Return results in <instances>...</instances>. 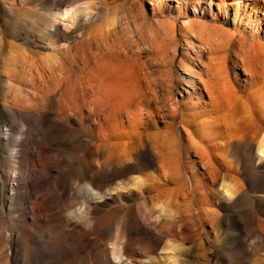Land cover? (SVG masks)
<instances>
[{
  "label": "rangeland",
  "instance_id": "1",
  "mask_svg": "<svg viewBox=\"0 0 264 264\" xmlns=\"http://www.w3.org/2000/svg\"><path fill=\"white\" fill-rule=\"evenodd\" d=\"M155 1L162 5L160 6L162 12L153 17L149 0H0V264H105L103 259L106 256L109 257L110 264H249L250 260H254V255L252 257L247 252L243 254L244 248H250L249 250L253 248L256 253L255 258L264 255V246L260 241L264 240L262 233L264 232V177L261 173L258 175L259 172H254V165L248 163L257 144L264 145V118L259 116L255 103L257 95L258 101L264 97L262 86L264 83L249 76L246 83L236 81L230 73L231 94L234 92L233 98L237 95L239 104L235 107L237 109L235 114L233 113L235 108H231L233 112L231 109L227 110L228 112L220 115V123L216 125L227 124L233 127L236 124H245L247 121L249 124L251 121L250 125L251 123V126L254 125L256 136L253 135L250 144L254 150L250 151L249 148L242 146L235 151H228L226 161L217 163V171L219 170L220 173L218 177L214 175L210 177L200 172L197 167L194 168L195 165L187 154L190 144L181 123L194 115L197 110L191 108L190 104L186 103L187 100L178 94V75L184 70L179 68L182 67L180 61L185 53L189 54L184 42L185 33L181 28L184 20L208 22L233 33L229 47L223 45L225 43H217L218 46H223L222 49L226 48L228 67L230 58L236 51L244 49L243 52L240 50L238 52V55L243 54L255 41H251L245 34L234 29L232 17L226 22L220 15L216 19H210L199 14L194 17L188 13L187 17L178 18L172 13L174 9L168 6L170 0ZM207 1L200 0L201 6H205L204 3ZM186 2L191 6L198 0ZM233 4V2L228 3L227 10L230 13L232 11L230 5ZM65 10L69 13V17L71 15L72 17L70 22L68 20L70 23L68 30L64 29L66 38L61 40L51 35V32H54L49 28V24L52 13H65ZM85 14L89 17L87 21ZM144 17L151 20L153 25L144 22ZM156 20H160L166 27L164 29L166 34L164 30L161 32L164 27H159L157 31L163 34H157L154 28ZM106 30L110 32L107 33ZM168 30L173 39L170 38L171 34L168 35ZM116 33H120L119 36ZM102 34L104 36L107 34L108 41L104 40L106 38L101 39ZM116 36L118 38H115ZM119 37L125 46L118 40ZM168 37L172 39L173 42L170 40L172 44L168 41ZM132 38L139 47L138 51H129L126 47ZM113 39L115 43L117 41L116 44L113 42L117 46L115 49L112 43H108ZM106 43L112 45L108 47L111 50L107 48ZM256 43L262 44L264 51V38H259ZM164 44L168 45L167 50ZM160 45L164 48H160ZM118 46L121 51L117 50ZM232 48L236 51L231 52ZM124 49L129 52H125ZM163 50L164 54H168L163 55L164 59ZM174 50L176 54L173 58ZM225 51L221 52L225 53ZM88 52L91 55H88ZM96 53L98 56L102 53L103 55L98 57ZM208 54L211 56L210 53ZM216 54L219 55L218 52ZM85 55L90 59V63L83 69L86 65ZM129 55L134 60H131ZM115 56L118 57L114 58ZM169 57L172 61H168ZM100 58L104 59L101 61ZM81 59L83 61H80ZM165 59L167 62L163 61ZM124 61H133L134 64L129 62V66L137 65V69L143 71H138L139 75L141 74L139 79L142 77L139 84L148 99L141 107L135 108L129 105L127 88L121 87L119 82L118 87L112 74L117 69L116 66L118 68L122 64L127 66V62ZM162 61L165 62L164 66ZM95 64L98 66L94 67ZM124 65L122 66L126 67ZM129 66L126 69H129ZM162 68H166L167 73L169 71L170 78ZM146 70H149L148 74ZM150 71L153 73L151 74ZM106 72L110 74L106 75ZM145 73L149 75L148 78L144 77ZM153 75L159 79L154 78ZM143 78L147 81L149 79L152 86ZM170 82L171 85H167ZM114 84L117 86L115 87ZM145 87L150 88L151 92L154 91L147 92L148 89ZM254 92L258 94L255 95ZM154 93L155 95H152ZM205 94L202 88V97L207 102ZM161 95L167 99L165 100ZM154 96H157V99ZM169 99L178 107H175L178 112L175 122L170 119L169 110L172 104H169ZM243 99L245 101L248 99V102L244 101L247 105L241 101ZM164 100L167 101L168 107ZM147 105L148 109L157 113L146 131L150 133L143 135L148 138L146 139L148 143L153 142L150 146L158 155L160 154L154 166L151 167L149 162L144 161L138 164L139 168L131 172L132 174L108 182L102 192L99 189L101 186L104 187L103 183L94 188L89 186L90 193L83 192L89 185V176L93 172L104 175L107 161L114 163L113 156L121 145L124 146L122 142L125 141L124 144L129 142L125 136L129 112L133 110L139 115L143 108L147 109ZM242 106L248 108L250 113L247 114V110ZM240 113L242 117L250 119L244 118L242 123L243 118L241 120ZM231 121L232 124L229 125L228 122ZM257 127L258 130L260 129L258 132ZM157 130L161 132L160 135ZM163 131H166L167 135ZM154 134L159 135L160 138L163 136L166 142L160 143L158 137L159 146H157L158 141L156 137L153 138ZM257 140L262 141L260 143ZM163 142L172 145L161 146ZM175 143H178L176 156ZM119 144L121 145L118 146ZM115 145L118 146L117 149ZM167 146L171 152L166 151ZM157 147L163 149L159 150ZM168 151L173 154L170 155ZM109 152L113 154L112 157ZM163 155L167 156V159ZM177 155L179 160L174 161L173 158ZM161 158L164 162H160ZM163 163H165L164 167ZM167 164L168 166L170 164V168ZM96 167H100L99 170ZM159 168L164 172L160 169L162 173ZM253 174L259 177H253ZM231 176L242 185L240 190L235 187L238 191L234 188L237 193H241V201L236 209L224 212L220 185L225 184V181L228 185ZM151 183L160 188L150 190ZM216 188L219 190L217 191ZM139 192H142V195ZM204 195L206 197H203ZM163 209L161 226L166 227V230L164 233L157 232L156 239L140 240L134 232L127 239L122 233L123 226L118 227L117 223L123 214L135 216L141 210L156 213ZM168 210L172 212L169 213ZM122 243L126 244L127 252L122 254L123 259L119 261L114 256L119 254V245Z\"/></svg>",
  "mask_w": 264,
  "mask_h": 264
},
{
  "label": "bare ground",
  "instance_id": "2",
  "mask_svg": "<svg viewBox=\"0 0 264 264\" xmlns=\"http://www.w3.org/2000/svg\"><path fill=\"white\" fill-rule=\"evenodd\" d=\"M187 0H170L168 6L172 9H174V15L178 18H185L187 17L188 13H190L192 16L194 17H197L198 14L201 15V17H204V18H210V19H216L220 16L223 17V20L224 22L228 21V18L232 17V26L234 27L235 30L237 31H240L242 32L243 34H245V36H247L248 39H250L251 41H255V43L252 45V46H249L250 48L247 49L246 52H244L243 54L241 55H238V52L236 50H233V48L230 50L232 52V50L235 52V55H233L231 58H230V66L228 67V56L226 55V51L225 49H222L223 46H218V44H223L225 45L226 47L228 46L229 42L231 41L232 37H233V33L227 31V30H223L222 28L220 27H217V26H214L212 24H208V22L204 23V22H200V21H186L184 20L181 24V28L182 30L184 31L185 33V36H184V42H185V46L186 48L189 50V54L185 53V55L183 56V58L181 59L180 61V66L182 67H179V68H184L182 74H179L178 75V81H179V85H178V94L181 95V97L185 100H187L186 103H189L190 104V107L193 108L194 110H197V112L194 114V115H191L190 117H188L187 120H183L182 121V128H183V131L187 137V140L189 142V149L187 151V154L189 156V158L191 159V162L194 166V168L197 167V169L200 171V172H203L204 174L206 175H209L210 177H212L211 175H214V176H217V175H220V173H218L217 169H218V164L220 161L224 162L225 158L228 156V151H235V149H238L239 147L242 148L243 147H247L250 149V151L254 150L253 153H251V158L249 159L250 161L248 163H251L253 166V170H255L254 172H259L258 175L261 173L262 176L264 177V172H260L261 170H264V145L263 144H260L261 141L257 140L258 142H260L256 148H252V146L250 145L251 142H252V139L254 138V136H256V133H254V129H253V126L252 123L250 125V122L249 121V124H247V122L245 124H236L235 125V121L233 122V127H230L228 126L227 124L226 125H216V124H219L220 123V120H219V117L220 115L222 116L224 112H226L227 110L231 109V108H235L237 107L236 105H238L239 103L237 102V95L235 96V98H233V94H231V84H230V75L232 74L233 75V78L236 80V81H241V82H247V79L249 76L251 79L253 78H256V79H260L263 83H264V51H263V48H262V44L260 43H256V41L259 39V38H264V0H206L207 2L204 3L205 6H201L202 4H200V0H198V2H196L195 4L189 6L188 3L186 2ZM229 2H233V6L230 5L232 8H231V13L230 11L227 10L228 8V3ZM175 4V5H174ZM149 5H151V15L153 17L157 16L160 12H162L160 6V4H158L155 0H149ZM59 11V10H58ZM61 11V10H60ZM66 11V10H65ZM71 15V14H70ZM76 16V15H75ZM85 20H89L88 16L85 14ZM72 17V15L70 16ZM70 17H69V13L66 11L65 13L64 12H61V13H57V14H53L51 15V20H50V26L49 28L52 29V31L54 33L51 32V35L61 39V40H65V30L67 28H69V24L68 23V20L70 22ZM76 18V17H75ZM72 19V18H71ZM84 20V19H83ZM135 21V20H134ZM151 21V20H150ZM147 18L144 17V22H147L149 23V25H153L151 22H150ZM67 22V24H66ZM84 22V21H83ZM124 22V21H123ZM135 23V22H134ZM141 23V22H140ZM155 31H159V27H164V25L162 24V22H160V20H156L155 22ZM166 23V22H165ZM130 24V23H129ZM143 25V23H141ZM170 24V23H169ZM109 25V24H108ZM134 25V24H133ZM72 26V25H71ZM107 26V25H106ZM122 26V25H121ZM136 26V25H134ZM133 26V27H134ZM140 26V25H139ZM138 26V27H139ZM167 26V25H165ZM169 27V26H168ZM171 27V26H170ZM136 28V27H135ZM158 28V30H157ZM172 28V27H171ZM65 29V30H64ZM127 29V28H126ZM137 29V28H136ZM166 29V27H164L163 29H161V32L162 30ZM174 29V28H172ZM170 29V31L172 30ZM64 30V31H63ZM135 30V29H134ZM181 30V29H180ZM234 30V32H235ZM49 31V30H48ZM107 33L110 32L108 30H106ZM105 31V32H106ZM166 30H164V33H165ZM170 31L168 30L169 34L170 35ZM50 32V31H49ZM116 32V31H115ZM114 32V34H115ZM160 32V33H161ZM172 32V31H171ZM104 33V32H103ZM159 32H157V34H160ZM50 34V33H49ZM105 34V33H104ZM113 34V33H112ZM120 33H116V35L119 36ZM130 34V33H129ZM132 34V32H131ZM163 33H161L162 35ZM166 34V33H165ZM174 34V33H173ZM240 34V33H239ZM111 35V34H110ZM238 35V34H237ZM102 34L101 36V39L102 38H106L107 37V34L106 36H104ZM118 36H116L115 38H118ZM164 36V35H163ZM167 36V35H166ZM172 36V34H171ZM100 37V35H99ZM114 37V36H113ZM165 37V36H164ZM237 37H240V36H237ZM114 38V39H115ZM163 38V37H162ZM166 38V37H165ZM169 38V37H168ZM173 39V36L170 37ZM168 41H172V39H170ZM114 39L113 41L111 40L110 42L108 43H112V45L114 46L113 48L115 49V47L117 48V46L115 45L117 43L114 42ZM240 39V38H239ZM243 39V38H242ZM241 39V40H242ZM100 40V39H99ZM104 40H107L108 39H104ZM120 40V37L119 39ZM161 40V39H160ZM159 40V41H160ZM164 40V39H163ZM166 40V39H165ZM244 40V39H243ZM106 41V42H107ZM121 41V40H120ZM119 41V42H120ZM170 41V42H171ZM58 42V41H57ZM102 42V41H101ZM105 42V41H104ZM103 42V43H104ZM113 42L115 44H113ZM122 42V41H121ZM128 42V41H127ZM164 43H167L165 41H162ZM162 42L160 44H162ZM168 42V44L170 43ZM173 42V41H172ZM171 42V44H172ZM259 42V41H258ZM108 43H106V46L108 45ZM123 43V42H122ZM239 43V42H238ZM98 44V43H97ZM105 44V43H104ZM120 44V43H119ZM124 44V43H123ZM122 44V47L123 46ZM246 44V43H245ZM247 44H249L247 42ZM58 45V44H57ZM103 45V44H102ZM110 46H112L111 44H109ZM107 46V48L110 46ZM118 45V44H117ZM136 42L133 40L132 38V41H130V43L128 42V46L126 44V47L127 49H129V51L131 50H134V51H138L139 50V47L138 45L136 46ZM165 45V44H164ZM175 45V44H173ZM99 46V45H98ZM97 46V47H98ZM121 47V45H119ZM119 46H118V49L119 51H121L119 49ZM166 46V45H165ZM168 46V45H167ZM167 46H166V50H167ZM170 46V45H169ZM104 47V46H103ZM125 47V49H126ZM162 47V49L164 48L162 45H160V48ZM229 47V46H228ZM102 48V47H101ZM105 48V47H104ZM108 48V49H109ZM159 48V49H160ZM235 48V47H234ZM243 47H241L242 49ZM123 49V48H122ZM124 49V51H125ZM145 49V48H144ZM162 49H160V51L162 52ZM216 49V50H215ZM98 50V49H97ZM107 50V49H106ZM111 50V49H109ZM107 50V51H109ZM169 50V49H168ZM171 50V49H170ZM177 50V49H176ZM219 50V51H218ZM244 50V49H243ZM243 50L241 52H243ZM99 51V50H98ZM103 51V50H102ZM116 51V50H115ZM128 51V52H129ZM164 51V50H163ZM221 51H225V53H222ZM96 52V51H95ZM100 52V51H99ZM105 52V51H103ZM113 52V51H112ZM127 52V51H125ZM127 52V53H128ZM187 52V51H186ZM218 52L219 53H222L221 55H217L216 53ZM230 52V53H231ZM240 52V53H241ZM89 54L88 55H91L90 52H88ZM101 53V52H100ZM120 53V52H119ZM131 53V52H130ZM137 53V52H136ZM139 53V52H138ZM165 51L163 52L162 56L163 55H166L164 54ZM173 58H174V55L176 54V51L174 50L173 51ZM210 53L211 56L208 54ZM237 53V54H236ZM95 54V53H94ZM108 54V52H107ZM111 54V53H110ZM109 54V56H110ZM114 54H117V53H114ZM123 54V52H122ZM133 54L132 53V57H133ZM217 56H216V55ZM76 55V54H75ZM84 55V54H82ZM96 55L98 56V53H96ZM103 55V53H102ZM101 54L98 56H102ZM106 55V54H104ZM113 55V53H112ZM118 55V54H117ZM121 55V54H119ZM125 55V53H124ZM161 55V54H160ZM168 55V54H167ZM166 55V56H167ZM207 55V56H206ZM209 55V56H208ZM86 56V55H85ZM95 56V55H94ZM97 56H96V61H97ZM127 56V54H126ZM74 57V56H73ZM91 57V56H89ZM106 57V56H105ZM111 57V56H110ZM113 57V56H112ZM118 57V56H117ZM116 56L114 58H117ZM120 57V56H119ZM130 57V55H129ZM136 57V56H135ZM171 57V56H170ZM169 57V58H170ZM176 57V56H175ZM83 58V56L81 57ZM92 58H93V53H92ZM128 58V57H127ZM134 58V57H133ZM132 58V59H133ZM137 58V57H136ZM165 57L163 56V59ZM172 58V57H171ZM168 59L172 61V59ZM75 59V57H74ZM73 59V61H74ZM93 59V60H95ZM101 61L104 59V58H100ZM112 59V58H111ZM110 59V61H112ZM122 59V58H121ZM131 59V57H130ZM131 59V60H132ZM140 59V58H138ZM92 60V59H91ZM92 60V61H93ZM115 60V59H114ZM120 60V58H119ZM125 60V59H124ZM129 60V59H128ZM134 60V59H133ZM167 59L163 60L165 62ZM80 61H83V59H81ZM100 61V62H101ZM105 61V60H104ZM103 61V62H104ZM162 61V63H163ZM76 62V61H75ZM74 62V63H75ZM99 62V60H98ZM98 62H95V63H98ZM117 62V61H116ZM114 62V63H116ZM124 62H127V61H124ZM131 64H134V62L132 63L131 61H129ZM129 62H127V66H129ZM165 62L163 63V66L165 65ZM89 63H90V59L86 56L85 59H84V64H86L83 69L85 67H88L89 66ZM107 62H105L106 64ZM110 63V62H109ZM121 63H123L121 61ZM137 63H139V61H137ZM169 63V62H168ZM167 63V66H169ZM172 63V62H171ZM72 64V62H71ZM94 64V62H93ZM112 66L114 65L113 62L111 63ZM118 64V63H116ZM120 64V63H119ZM130 64V65H131ZM91 65V64H90ZM107 65V64H106ZM124 65V64H122ZM119 66L120 68H118L116 66V69L114 72H112L113 76L115 77L117 83L119 82L121 85V87H125L127 88V91H126V94L128 95V103L131 107H135L137 108V106L141 107V105H143L142 103L147 101V96H146V93H144L145 91H143V89L140 87V81L142 80V77H140L139 79V71L137 69V65L135 66H129L130 68L126 69V67H123V66ZM140 65V64H138ZM142 65V64H141ZM144 65V64H143ZM93 66V65H92ZM97 67L98 65L95 64L94 67ZM82 67V65H81ZM93 67V68H94ZM171 67V66H170ZM90 68H92L90 66ZM100 68V67H99ZM112 68V67H111ZM139 68V67H138ZM146 68V66H145ZM49 69V68H48ZM65 69V68H64ZM143 69V68H142ZM149 69V68H148ZM163 71L168 75L169 74V71L168 73L165 71L164 68H162ZM161 69V70H162ZM168 69V68H167ZM90 70V69H89ZM100 69L97 70V72H99ZM103 70V69H102ZM144 70V69H143ZM152 70V69H150ZM158 70H160V68H158ZM170 70V69H169ZM82 72V70H80ZM139 71V72H138ZM147 74H148V71L149 70H146ZM153 71V70H152ZM162 71V72H163ZM172 71V69L170 70ZM83 72H85V70H83ZM104 72V70H103ZM103 72L101 74H103ZM143 72V71H141ZM160 72V71H159ZM145 73V74H146ZM150 73L152 74L153 72L150 71ZM149 73V74H150ZM156 73V72H155ZM154 73V75H156ZM231 73V74H230ZM53 74V73H52ZM110 74L109 72H106V75ZM145 75L144 77H147L149 75ZM170 74H172V72H170ZM153 75V76H154ZM159 77H160V73L158 74ZM162 75V74H161ZM164 75V73H163ZM162 75V76H163ZM85 76V75H84ZM88 77V75H86ZM111 76V75H110ZM169 76V75H168ZM171 76V75H170ZM169 76V78H170ZM105 77V76H104ZM156 76H154L155 78ZM106 78V77H105ZM148 78V77H147ZM150 78V77H149ZM152 78V77H151ZM162 78V77H161ZM165 76H164V81H165ZM88 79V78H86ZM85 79V81H86ZM98 79V77H97ZM109 79V78H108ZM113 79V78H112ZM144 79V78H143ZM156 79H159L158 77H156ZM163 79V78H162ZM168 79V77H167ZM105 80V79H104ZM140 80V81H139ZM145 81H147V79H144ZM152 81V79H150ZM169 80V79H168ZM172 80V78H171ZM170 80V81H171ZM97 81V80H96ZM111 81V80H110ZM115 81V82H116ZM154 81V80H153ZM163 81V82H164ZM260 81V82H261ZM91 82V81H90ZM89 82V83H90ZM93 82V81H92ZM95 82V81H94ZM159 82V81H157ZM168 82V81H167ZM258 82V81H257ZM259 82V83H260ZM88 83V84H89ZM103 83V81L101 82ZM115 83V84H117ZM119 83H118V87H119ZM149 83V79L147 81V84ZM155 83V81L153 82ZM84 84H86L84 82ZM114 84V85H115ZM160 84V82L158 83ZM164 84V83H163ZM162 84V85H163ZM91 85V84H89ZM88 85V86H89ZM97 85V84H95ZM123 85V86H122ZM149 85H151L149 83ZM148 85V86H149ZM154 85V84H153ZM167 85H171V82L170 84L167 83ZM261 85V84H260ZM86 86V85H85ZM117 85H115L116 87ZM152 86V85H151ZM234 86V85H233ZM232 86V87H233ZM263 88H264V85H262ZM261 86V87H262ZM83 87V86H82ZM93 87H94V84H93ZM96 87V86H95ZM99 87V86H98ZM155 87V85H154ZM157 87V86H156ZM164 87V86H162ZM166 87V86H165ZM168 87V86H167ZM203 90L205 91V95L207 96V99L208 101H204V97H202V88ZM235 87V86H234ZM90 88V87H89ZM92 88V87H91ZM146 88V87H145ZM262 88V89H263ZM85 89V88H84ZM97 89V88H96ZM148 89V87L146 88ZM150 89V88H149ZM146 90L147 92L149 91ZM165 89V88H164ZM261 89V88H260ZM94 90V88L92 89ZM126 90V89H125ZM151 90H152V87H151ZM158 90V89H156ZM168 90V88H167ZM154 90H152L153 92ZM92 92V91H91ZM122 92V91H121ZM151 92V91H149ZM151 92V93H152ZM167 92H171V91H167ZM166 92V93H167ZM236 92V91H235ZM114 93V92H113ZM150 93V94H151ZM160 93H161V90H160ZM159 93V94H160ZM238 93V92H237ZM235 93V94H237ZM240 93V91H239ZM125 94V93H124ZM168 94V93H167ZM242 93H240L241 95ZM255 95H257L258 93L254 92ZM254 94L252 93L251 95H253L254 97ZM264 94V93H263ZM97 95V94H96ZM122 95V94H121ZM148 95V94H147ZM152 95H155L152 94ZM158 95V94H157ZM239 95V94H238ZM126 96V95H125ZM160 96V95H159ZM164 97V95H161V97ZM166 96V94H165ZM169 96V95H168ZM233 96V97H232ZM151 97V96H150ZM153 97V96H152ZM155 97V96H154ZM157 97V96H156ZM155 97V98H156ZM171 97V96H169ZM243 97V96H242ZM249 98H251L249 95H248ZM261 97V96H260ZM126 98V97H125ZM124 98V99H125ZM165 100L167 99V97H164ZM245 98V97H244ZM247 98V97H246ZM97 99V98H96ZM157 99V98H156ZM155 99V100H156ZM159 99V98H158ZM172 99V97H171ZM255 99V98H253ZM121 100V99H120ZM151 100L153 101V99L151 98ZM154 100V101H155ZM162 100V99H160ZM159 100V102H160ZM164 100V102H165ZM248 100V99H247ZM246 100V101H247ZM125 101V100H124ZM163 101V100H162ZM169 101V104H172L173 105V102L170 101V99L168 100ZM243 103H245L246 101L243 99L241 100ZM245 101V102H244ZM91 102V101H90ZM157 102V103H159ZM167 102V101H166ZM165 102V104H166ZM171 102V103H170ZM248 102V101H247ZM255 102V100H254ZM156 103V102H155ZM242 103V105H243ZM257 103V108L259 110L258 114L259 116L261 115V117L264 118V97L262 99H260L258 101V95H257V99H256V102ZM90 104V103H89ZM126 104V102L124 103ZM150 103H148L149 105ZM161 104V103H159ZM163 104V102H162ZM93 105V104H92ZM147 105V109L145 108H141L142 109V112L144 114H136L133 110L129 112V116H128V129L125 133V136L127 138V141H129L128 143L126 142V144H124L123 142V139L120 140V142H122V144L124 146H122L121 144H119L118 146H120L118 152L115 150L117 149L116 145H115V151L117 152L114 156L113 154H110V156L112 155L113 158L115 157V162L112 163V162H109L107 161V165L105 166V171H104V175H98V173H95L93 172L91 176H89V180H88V183L89 185L86 187V189L83 191V192H87V193H90L91 191L88 189L89 186H92V188L94 187H98L99 184H104V187L101 186V188L99 189L100 192H102V190L107 187V183L108 182H113L114 180L116 179H119V178H123L125 177L126 175L128 176L129 173L133 172L135 169L139 168L138 167V164L144 162V161H147L149 162V164L151 165V167L154 166L155 162L159 159V155L157 152H155L153 150V148L150 146V144L152 143H148V138L146 137V135L143 137L144 133H150L149 132H146L151 124V121L154 120L155 116H157V113L154 111V110H150L148 109V106ZM158 105V104H157ZM164 105V104H163ZM172 105H170L171 109L169 110V113H170V119H172L173 122H175L176 120V115H177V109L175 107H177L176 105L173 107ZM244 105H247L246 103ZM127 106V105H126ZM161 106V105H160ZM160 106H157L160 108ZM167 106V104H166ZM241 106V105H240ZM250 106V105H249ZM129 107V106H128ZM163 107V106H162ZM168 107V106H167ZM173 107V108H172ZM244 107V106H242ZM247 107V106H246ZM134 108V109H135ZM165 108V107H164ZM178 108V107H177ZM240 107H238V112H240L239 109ZM131 109V108H130ZM152 109V108H151ZM163 109V108H162ZM166 109V108H165ZM243 111L245 109L241 108ZM248 108H246L245 110H247ZM161 110V109H159ZM158 110V111H159ZM164 110V109H163ZM236 108H235V112L231 111L235 114L236 113ZM250 110V109H249ZM127 111V109H126ZM129 111V110H128ZM140 111V110H139ZM230 111V113H231ZM242 111V112H243ZM252 111V110H251ZM228 112V111H227ZM241 112V113H242ZM249 112L248 110L246 111V113ZM140 113V112H139ZM161 113V112H160ZM232 113V114H233ZM240 113V114H241ZM250 113V112H249ZM245 114V112H244ZM248 114V113H247ZM127 115V114H126ZM186 115V114H185ZM225 115V114H224ZM229 115V114H228ZM231 115V114H230ZM237 115V114H236ZM251 115V114H250ZM249 115V116H250ZM161 116V115H160ZM164 116V115H163ZM232 116V115H231ZM230 116V117H231ZM235 115H233L234 117ZM239 116V115H238ZM247 116V115H246ZM256 116V115H254ZM165 117V116H164ZM168 117V116H167ZM166 117V118H167ZM201 117H204L201 119ZM207 117V118H206ZM224 117V116H223ZM226 117V116H225ZM241 120H242V123L243 121L248 118V117H245L243 116L242 117V114H241ZM178 118V117H177ZM245 118V119H244ZM253 118H256V117H253ZM118 119V118H117ZM206 119V120H205ZM223 119V118H222ZM231 119V118H229ZM234 119V118H233ZM250 119V118H248ZM228 120V118H227ZM235 120V119H234ZM238 120H240L238 118ZM168 121V120H167ZM254 121V120H253ZM170 122V121H169ZM236 122L239 123V121H237L236 119ZM256 122V121H254ZM172 123V122H171ZM223 123V122H222ZM227 123V122H226ZM229 125L232 124V121L231 122H228ZM241 123V122H240ZM260 123V122H259ZM176 124V123H175ZM172 125V124H171ZM262 125V124H261ZM173 126V125H172ZM181 126V125H180ZM257 126H258V122H257ZM154 127V126H153ZM175 128V127H174ZM181 128V129H182ZM167 129V128H166ZM173 129V128H171ZM178 129V128H177ZM257 129V132L260 130H258V127L256 128ZM263 129V128H262ZM261 129V131H262ZM176 130V129H175ZM264 130V129H263ZM120 131V130H119ZM155 131V130H154ZM173 131V130H172ZM260 131V132H261ZM77 132V131H76ZM82 132V131H81ZM153 132V130L151 131ZM160 131L157 130V133L159 134ZM164 132V131H163ZM168 132V130H167ZM169 132H170V129H169ZM176 132V131H175ZM174 132V134H175ZM155 133V132H154ZM156 133V134H157ZM161 133V132H160ZM166 135V131L164 132ZM163 133V134H164ZM171 133V132H170ZM180 132H178L179 134ZM153 134V133H152ZM173 134V136H174ZM177 134V135H178ZM258 134V133H257ZM80 135V134H78ZM155 135V134H154ZM160 135V134H159ZM159 135H155L153 137V135L151 137L153 138H157L156 141H158V137L160 138ZM165 135V137H167ZM182 135V134H181ZM261 135V133H260ZM115 136V135H114ZM148 136H150L148 134ZM179 136V135H178ZM258 136V135H257ZM163 136H161L160 138V143L162 141L166 142L164 138H162ZM172 137V136H171ZM177 136H175L176 138ZM180 137V136H179ZM262 137V136H261ZM121 138V137H120ZM170 138V137H169ZM168 138V139H169ZM264 138V137H263ZM147 139V140H146ZM164 139V140H163ZM167 139V140H168ZM174 139V137H173ZM172 139V140H173ZM181 139V138H180ZM257 139V138H256ZM260 139V138H259ZM152 140V139H151ZM151 140L149 142H151ZM154 140V139H153ZM171 141V139H169ZM264 140V139H263ZM114 141V140H113ZM119 141V140H118ZM181 141V140H180ZM254 141V140H253ZM256 141V142H257ZM111 142V141H110ZM109 142V143H110ZM117 142V140H116ZM115 142V143H116ZM162 143L161 146H163V144L165 143ZM173 142V141H172ZM154 143H157V142H154ZM168 143V142H167ZM166 143V144H167ZM263 143V142H262ZM114 144V143H113ZM118 144V143H116ZM159 146V141L157 143ZM165 144V145H166ZM170 144V143H169ZM169 144H167L169 146ZM176 144V143H175ZM156 145V144H155ZM154 145V146H155ZM164 145V147H165ZM172 144H170L171 146ZM178 143L174 146H176V148L178 147L177 146ZM114 146V145H113ZM153 146V147H154ZM168 146H167V150H170L171 152V149H168ZM110 147H112L110 145ZM156 148V147H155ZM158 148V147H157ZM172 148V147H170ZM175 148V147H174ZM173 148V149H174ZM175 148V149H176ZM109 149V148H108ZM112 149V148H111ZM159 149V148H158ZM163 149V147H162ZM162 149H159V150H162ZM187 149V148H186ZM158 151V150H157ZM175 150H173V153H174ZM177 151H178V148L176 150V153L174 154L176 156L177 154ZM112 152V151H111ZM169 152V151H168ZM169 152V153H170ZM173 153H170L173 154ZM166 154V153H165ZM179 154V153H178ZM162 155V154H161ZM169 155V157H170ZM109 156V157H110ZM111 156V157H112ZM185 156V154L183 155ZM164 157V155H163ZM162 157V158H163ZM172 157V156H171ZM174 157V156H173ZM182 157V155H181ZM161 158V159H162ZM165 159H167V156L164 157ZM163 158V159H164ZM161 160L160 162H164V160ZM175 159H178V155L177 157L173 158V160L175 161ZM179 160V159H178ZM230 160V159H229ZM228 160V161H229ZM166 161V160H165ZM226 161V160H225ZM180 162V161H178ZM177 162V163H178ZM159 163V161H158ZM166 163V162H165ZM162 164V166L164 167V164ZM175 163V164H177ZM218 163V164H217ZM233 163V162H232ZM231 163V164H232ZM161 164V163H160ZM159 164V166H160ZM172 164V163H171ZM230 164V166H231ZM240 164V163H239ZM168 166V164H167ZM170 166V164H169ZM168 166V167H169ZM162 167V168H163ZM178 167V166H177ZM97 170H99L100 167H96ZM162 168H159L162 169ZM170 168V167H169ZM176 168V167H175ZM174 168V169H175ZM237 168V167H236ZM165 169V168H164ZM173 169V170H174ZM239 169V167H238ZM244 171H245V168L243 167ZM166 170V169H165ZM161 171V170H160ZM163 171V169H162ZM161 171V172H162ZM168 171V169H167ZM165 171V172H167ZM239 171V170H238ZM164 172V171H163ZM162 172V173H163ZM175 172V170L173 171ZM172 172V173H173ZM170 173V172H169ZM168 173V174H169ZM132 174V173H131ZM167 174V173H165ZM201 175H203L202 173H200ZM172 175V174H170ZM196 175V174H195ZM227 175V174H226ZM166 176V175H165ZM168 176V175H167ZM207 176V177H209ZM222 176V174H221ZM225 176V175H224ZM228 176V175H227ZM230 176V175H229ZM228 176V177H229ZM256 176L253 174V177ZM218 177V176H217ZM233 176H231L229 178V182L228 185L225 181V184L223 185H220V194L222 195L223 197V201L224 203L222 204L223 206V211L224 212H227L229 210H233V209H236L238 207V204L239 202L241 201V193H237V187L240 189H242V185L241 183L236 180L235 178L233 179L232 178ZM252 177V175H251ZM256 177H259V176H256ZM261 177V176H260ZM165 178V177H163ZM225 178V177H223ZM221 178V179H223ZM210 179H213V178H210ZM226 179V178H225ZM217 180V179H216ZM219 181V180H217ZM157 181V180H156ZM167 181V180H166ZM222 180H220L221 182ZM227 181V182H228ZM159 182V181H158ZM154 183V182H153ZM218 183V182H217ZM224 183V181H223ZM158 184V183H156ZM212 184V183H211ZM152 186H149V189H154V190H158L160 188V186H153V184L151 183ZM160 185V184H159ZM162 185V184H161ZM218 185V184H216ZM215 185V186H216ZM163 186V185H162ZM214 186V187H215ZM219 187V186H218ZM236 187V188H235ZM234 188L237 190L235 191ZM75 189V188H74ZM212 189V188H211ZM217 190V188H216ZM219 190V189H218ZM217 190V191H218ZM149 191V190H148ZM196 191V190H195ZM140 193V192H139ZM243 193V192H242ZM194 194V193H193ZM197 194V193H196ZM244 194V193H243ZM246 194V193H245ZM140 195H142V192L140 193ZM194 197H195V194H194ZM203 197H206L205 195ZM202 201V200H201ZM196 200L194 201V204H195ZM191 206V205H190ZM221 206V207H222ZM142 208V207H141ZM190 209V208H189ZM173 210V209H172ZM171 210V212H172ZM188 210V209H187ZM169 211V210H168ZM174 211V210H173ZM169 211V213H171ZM211 212V211H210ZM139 213V211H138ZM164 209L162 211H159V212H156V213H153L151 211H145V210H141L139 214L137 215H129L128 213L123 214V216L120 218L119 222L117 223L118 224V227H122L123 226V230H122V233L125 234L127 236V239L129 237L132 236V232L135 233L136 237H138L140 240L141 239H144V238H149V239H156L155 237V234L158 232V233H164L165 232V228L163 226H161V220L164 216ZM214 213V212H213ZM122 214V213H121ZM168 214V213H167ZM193 214V213H192ZM209 215V214H207ZM212 215V213H211ZM215 215V214H214ZM190 216V215H189ZM259 226V225H258ZM257 226V227H258ZM260 228V226L258 227V229ZM257 230V228H256ZM260 230V229H259ZM262 230V229H261ZM258 232V231H257ZM264 233V232H262ZM261 234V233H260ZM262 236V235H261ZM263 238V237H262ZM146 240V239H144ZM262 241V246H264V240H260ZM261 243V242H260ZM128 244V243H127ZM251 247V246H250ZM250 249V248H249ZM247 248H244L242 250V253H248L250 254L252 257L254 255V260H250L249 264H264V255H261L259 256L258 258H255V250L252 248L251 250H249ZM127 252V249H126V244H121L119 245V254H117V256L115 255L114 257L118 258L119 261H121L123 259V256L122 254L126 253ZM110 259L108 256H106L104 259H103V263L105 264H110ZM173 262V261H172ZM174 263V262H173Z\"/></svg>",
  "mask_w": 264,
  "mask_h": 264
}]
</instances>
